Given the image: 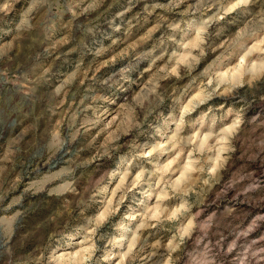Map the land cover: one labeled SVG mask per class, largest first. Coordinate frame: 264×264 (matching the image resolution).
<instances>
[{"label":"clouds","instance_id":"obj_1","mask_svg":"<svg viewBox=\"0 0 264 264\" xmlns=\"http://www.w3.org/2000/svg\"><path fill=\"white\" fill-rule=\"evenodd\" d=\"M253 225L264 0H0V264H229Z\"/></svg>","mask_w":264,"mask_h":264},{"label":"rangeland","instance_id":"obj_2","mask_svg":"<svg viewBox=\"0 0 264 264\" xmlns=\"http://www.w3.org/2000/svg\"><path fill=\"white\" fill-rule=\"evenodd\" d=\"M236 74L238 73L236 70H234L233 75L235 76ZM253 111H259V109H253ZM241 215L243 217H247L248 213H241ZM261 237H264V229L257 230L256 226L253 225L251 236L247 238L244 243L239 244V251L234 254V258L229 262V264H239L238 257L243 254V250L245 248H252L254 250L257 247L262 246L252 242L253 239L260 240ZM89 251L90 250L88 248L82 247L77 253L70 255L65 264H84V258Z\"/></svg>","mask_w":264,"mask_h":264}]
</instances>
